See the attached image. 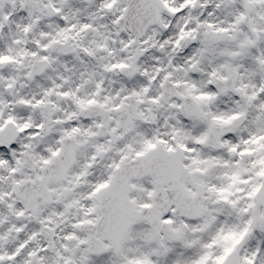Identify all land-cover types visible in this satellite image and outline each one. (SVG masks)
Instances as JSON below:
<instances>
[{
  "label": "snow or ice",
  "instance_id": "obj_1",
  "mask_svg": "<svg viewBox=\"0 0 264 264\" xmlns=\"http://www.w3.org/2000/svg\"><path fill=\"white\" fill-rule=\"evenodd\" d=\"M0 264H264V0H0Z\"/></svg>",
  "mask_w": 264,
  "mask_h": 264
}]
</instances>
